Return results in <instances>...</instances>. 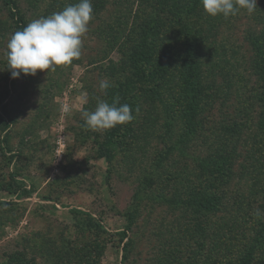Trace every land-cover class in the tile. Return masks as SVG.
<instances>
[{
  "label": "rangeland",
  "instance_id": "obj_1",
  "mask_svg": "<svg viewBox=\"0 0 264 264\" xmlns=\"http://www.w3.org/2000/svg\"><path fill=\"white\" fill-rule=\"evenodd\" d=\"M103 1L100 9L91 0L78 60L12 78L5 53L13 24L0 0V264H202L212 235L225 258L251 253L250 264H264V242L256 243L264 220L255 216L264 215V80L251 45V38L264 44V0L252 15L217 16L200 65L214 98L204 101L188 140L184 99L165 96L180 90V57L158 89L165 104L147 96L150 84L130 68L132 42L153 6ZM14 2L28 24L79 0ZM171 29L165 45L181 50L180 25ZM102 80L112 85L106 94ZM121 93L135 119L114 138L113 129L88 128L83 112ZM210 157L228 163L225 175L207 167ZM206 199L216 212L199 209Z\"/></svg>",
  "mask_w": 264,
  "mask_h": 264
},
{
  "label": "trees",
  "instance_id": "obj_2",
  "mask_svg": "<svg viewBox=\"0 0 264 264\" xmlns=\"http://www.w3.org/2000/svg\"><path fill=\"white\" fill-rule=\"evenodd\" d=\"M137 1L139 6L138 8L144 7L146 3L151 4L153 6V12H151V16L147 17L146 21L142 22L140 26L141 28L137 33L139 38L136 39L135 37V40L132 42V48L134 50L131 55L132 59H130L132 61L130 68L136 71L135 74H133L136 79L141 78V80H145V82L150 84L151 88H149L147 96L151 99L155 96L158 98L159 96L157 95L159 94L161 87L166 83L167 79L173 77L172 74L174 69L172 70L171 65L174 64V59L180 57V62L176 61L178 62V65H180L181 75L180 83L178 84V86H180V90H177L179 93L176 92L175 88H170L165 96H169L172 100L176 97H182V101L184 99V103L186 104L184 119L187 126V137L184 138L185 140H188L189 135H195L199 130L197 116L200 113L199 111H201L204 101L209 97L214 98L209 92L208 87L202 82L203 76L200 65L203 46L206 43L208 36H210L213 28H215L219 18L207 15L203 10L201 0ZM4 4L8 9V18L13 24L12 34L18 30H22L27 24L23 16L19 14L14 0H4ZM104 4L105 2L103 0H99V5L97 7L102 9ZM160 15H164V17L162 16L161 18ZM189 15H192L195 18L194 23H190L188 25L182 24L180 21H184L183 19L187 18ZM164 19L168 21V25L165 24L166 21H163ZM177 23L180 25L179 30L181 32L179 33H181L183 39L181 43V50H175L173 45H165V41L168 39L166 33H169V31L172 32V29L170 30V28ZM251 37L252 36H249V39ZM262 40L263 38L261 40L259 38H251V45L256 47V53L254 55V60L252 61L253 68L255 70V75L263 81L264 44H262ZM124 94L110 95V103H113L114 100L118 99L119 104L117 106L122 105L123 101H125ZM162 97L163 96H161V98ZM161 98L159 97L158 100L165 104V100L163 101ZM259 99L264 103V92ZM261 124L264 127V119H262ZM124 125H118L113 128V138L125 128L123 127ZM208 161L209 164L207 167L211 168V166H216L220 171L218 173L225 175V169L223 166L228 164L227 162L224 160L222 162L213 161L211 160V157ZM213 201L214 199H206L204 202H200L198 207L203 212L207 211L214 213L218 209V204L215 202L213 203ZM79 213L90 217L86 213ZM131 224L132 217L130 216L128 224L125 226L123 231L119 232L121 242L127 239V232L129 231ZM205 228H202L201 237L203 239L206 235ZM212 237L213 248L210 250L212 253L205 254L203 256L202 264H250L252 259L250 255L251 253L243 254V252H241L239 257H230L231 259H227L222 256V254H220L216 249L217 246L215 247L214 245L215 235H212ZM256 238V243H259L262 246L264 242V233H260ZM233 239L230 238V240ZM127 246L128 242L125 243V250ZM225 248V250H228L227 245Z\"/></svg>",
  "mask_w": 264,
  "mask_h": 264
},
{
  "label": "clouds",
  "instance_id": "obj_3",
  "mask_svg": "<svg viewBox=\"0 0 264 264\" xmlns=\"http://www.w3.org/2000/svg\"><path fill=\"white\" fill-rule=\"evenodd\" d=\"M201 3L207 15L225 19L238 15L242 10L252 15L258 8L257 0H201ZM93 14L91 0H79L47 17L33 19L22 30L14 32L5 53L11 77L19 78L22 73L35 76L38 71L48 74L56 71L57 66H67L73 60H78ZM111 86L107 80L99 84L105 94ZM118 103V99L111 104L98 100L94 111H84L82 114L86 126L92 130L106 131L132 122L135 119L132 107L128 104L117 106ZM135 111L138 113L139 108ZM255 216L264 220L259 210Z\"/></svg>",
  "mask_w": 264,
  "mask_h": 264
}]
</instances>
